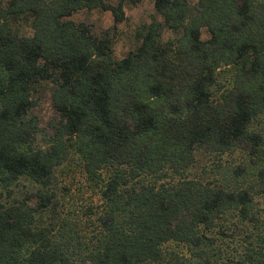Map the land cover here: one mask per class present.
I'll return each instance as SVG.
<instances>
[{"label":"trees","instance_id":"1","mask_svg":"<svg viewBox=\"0 0 264 264\" xmlns=\"http://www.w3.org/2000/svg\"><path fill=\"white\" fill-rule=\"evenodd\" d=\"M141 1L0 0V264H264V0H154L175 37L152 23L116 59ZM95 10L112 34L72 20ZM45 91L50 135L32 115ZM244 146L248 169L193 176L199 152ZM74 170L100 199L85 226L63 212Z\"/></svg>","mask_w":264,"mask_h":264},{"label":"rangeland","instance_id":"2","mask_svg":"<svg viewBox=\"0 0 264 264\" xmlns=\"http://www.w3.org/2000/svg\"><path fill=\"white\" fill-rule=\"evenodd\" d=\"M154 0H142L136 6H127L124 9L125 21L117 26V32L113 43V54L116 59H122L126 54L137 45L136 34L143 27L149 26L152 23L161 25V40L165 42L173 39L175 36L171 31H168L162 26V19L154 11ZM76 22H84L87 24L96 35L102 32H110L112 34L113 19L109 12L95 10L92 12H79L72 17ZM31 30L25 26L21 30V35L29 36ZM206 30H202V39H207ZM221 80L228 81L227 77H221ZM32 115L39 122L41 134L52 133V127L58 122L59 118L54 111L50 92L45 91L36 96V106L32 110ZM246 146L236 149L233 153L223 156L207 154L203 151L196 156L197 162L194 166L193 176L199 179L215 180L220 179V172H231L234 168H249L250 159L247 154ZM246 175L247 181L251 182L253 176L252 170H248ZM221 173V174H222ZM60 186H63L62 191L64 200V214L66 213L72 220L80 221L81 226H85L87 217L84 215L88 209L96 211L100 205L99 195L96 189H89L86 183L85 176L77 170L71 171L67 175H60ZM69 190V192L67 191ZM254 203L257 208L264 214V182L257 184L253 189ZM234 247L233 245H229ZM169 249H175L177 253H181V248L169 246ZM232 249H229L231 252Z\"/></svg>","mask_w":264,"mask_h":264}]
</instances>
